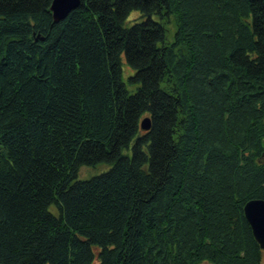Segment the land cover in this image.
Listing matches in <instances>:
<instances>
[{"label": "trees", "instance_id": "obj_1", "mask_svg": "<svg viewBox=\"0 0 264 264\" xmlns=\"http://www.w3.org/2000/svg\"><path fill=\"white\" fill-rule=\"evenodd\" d=\"M51 2L0 0V264H264V0Z\"/></svg>", "mask_w": 264, "mask_h": 264}, {"label": "water", "instance_id": "obj_2", "mask_svg": "<svg viewBox=\"0 0 264 264\" xmlns=\"http://www.w3.org/2000/svg\"><path fill=\"white\" fill-rule=\"evenodd\" d=\"M81 0H52L49 10L53 22L63 19L72 9L79 6ZM141 130L150 128L149 117L140 121ZM243 216L250 227L252 236L259 248L264 252V201L250 200L243 207Z\"/></svg>", "mask_w": 264, "mask_h": 264}, {"label": "rangeland", "instance_id": "obj_3", "mask_svg": "<svg viewBox=\"0 0 264 264\" xmlns=\"http://www.w3.org/2000/svg\"><path fill=\"white\" fill-rule=\"evenodd\" d=\"M134 14H136V12H133L131 15L133 16ZM131 19V18H129ZM169 27V34L172 33V31H174V25L173 23L170 21V24L168 25ZM171 38V35L170 37ZM122 71H123V80L125 82H127V76L132 72V70L128 67L124 55H122ZM109 165L107 164H98L95 166H81L79 168V171L77 173V178L78 179H86L89 177H92L94 175H97L103 171H105L106 169H108ZM53 213L56 214V212L54 211V209L51 210ZM263 262H264V253H263V258H262Z\"/></svg>", "mask_w": 264, "mask_h": 264}]
</instances>
